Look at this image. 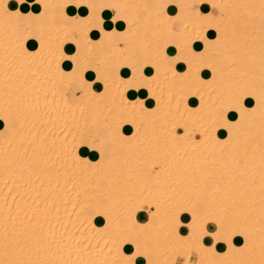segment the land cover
I'll return each instance as SVG.
<instances>
[{
    "label": "bare ground",
    "instance_id": "6f19581e",
    "mask_svg": "<svg viewBox=\"0 0 264 264\" xmlns=\"http://www.w3.org/2000/svg\"><path fill=\"white\" fill-rule=\"evenodd\" d=\"M10 1L0 0V264H176L179 251L181 264H264V0H36L27 11ZM102 9L116 27L104 28ZM232 111V127H219Z\"/></svg>",
    "mask_w": 264,
    "mask_h": 264
},
{
    "label": "crops",
    "instance_id": "0c3cea01",
    "mask_svg": "<svg viewBox=\"0 0 264 264\" xmlns=\"http://www.w3.org/2000/svg\"><path fill=\"white\" fill-rule=\"evenodd\" d=\"M105 2H110L111 3V1L112 0H104ZM15 3V4H14ZM13 4V5H12ZM154 6H153V5ZM152 7H154L155 9H157V10H159V11H163L165 8H164V6L162 5V4H158V3H153L152 2ZM10 6L12 7V8H14V7H16V2L15 1H13V0H11L10 1ZM191 6H192V9H199V8H201V9H206V7L203 5H201L198 1L195 3V4H191ZM21 8L24 10V11H27V10H30V9H34V10H40V6H39V4L36 2V0H26L22 5H21ZM120 8V7H119ZM67 12L69 13L68 15H70V16H72V17H74L75 19H78V18H80L81 17V13H80V7H78V6H76V5H70L69 7H67ZM114 12V13H113ZM118 13V15H120L121 14V12H117ZM76 14V15H75ZM179 14L180 15H183L184 13H183V11L181 10V9H179ZM115 15V11H113V10H109V9H102V16H103V18H104V21H103V23H104V28L105 29H112V28H114V27H116L115 26V23H113V22H111L110 20H111V16H114ZM262 22V24L264 25V20H262L261 21ZM117 27L119 28V29H121V28H125L126 27V21H123L122 20V22H120L118 25H117ZM178 27H179V25H178ZM139 30H140V32H144V28H142V26H140L139 27ZM163 34H164V37H167L168 35L166 34V32H163ZM96 37H100V35H96ZM119 39V38H118ZM184 40L185 41H189L190 39H188V38H184ZM28 44H29V46L30 47H34V43H33V41H29L28 42ZM65 46H64V49H65V51L67 52V53H72L73 51H74V45H73V43L71 44L70 42H66L65 44H64ZM84 45H86V44H84ZM192 48L194 49V50H201L202 48H203V43H202V41L201 40H196V39H194V41H192ZM121 47L123 48V50L125 49V51H127V52H131L132 53V51L134 50V48L130 45V44H122L121 45ZM232 47L234 48V49H238V47H239V44H237L236 43V41H234L233 43H232ZM85 48H86V46H85ZM84 48V50H83V52H82V55H86L87 53H88V50L87 49H85ZM102 50L103 51H110V50H112V46L110 45V44H108V43H103L102 44ZM98 57H101V55H100V53H98L97 54V58ZM137 58V62L138 63H140L141 61H142V58L141 57H136ZM150 60V62L152 61V59H149ZM140 61V62H139ZM218 66L219 67H221L222 69L223 68H226V66L228 65V61H226L225 59H218ZM115 64L116 65H114L116 68L117 67H119L118 66V64H117V62H115ZM66 67H69V66H66ZM202 72L207 76V75H209V73H208V71L206 70V69H203L202 70ZM119 73L121 74V75H123L124 77H129V75L131 74V69L129 68V67H121L120 69H119ZM146 73H148V74H150V73H154V75L155 76H158V77H161L162 76V71H159V70H155V71H152L151 69H149V68H147L146 69ZM85 77L87 78V79H92L93 77H94V74L92 73V70L91 69H87V71L85 72ZM176 79V78H175ZM176 81V83H175V85H180V81L178 80H174V82ZM130 85H133V86H131V87H133V88H137V87H139L140 86V81H137V80H132V82H130ZM230 86L234 89V83H232V84H230ZM201 87L203 88V89H207L208 87H209V85H208V83L207 82H204V83H202V85H201ZM248 102H251L250 101V99H248ZM250 104V106H253L254 105V102H251V103H249ZM256 109L257 110H259L260 109V107H259V105L258 106H255L254 107V111H251V110H249V111H247V112H244V115H249V116H253L257 111H256ZM229 119H231V120H234V119H236L237 118V116L236 115H234V113H230L229 114ZM240 125H241V127H242V129L243 130H245L248 126H249V124L247 123V121L245 120V119H243V120H241V122H240ZM144 168V171L145 172H149L150 170H149V167H143ZM236 243H239V240L238 239H236ZM149 247L151 248V249H154L155 248V246L153 245V244H149ZM195 253H193V254H191L190 255V260L191 261H193V262H196L197 261V255L195 254ZM194 259V260H193ZM181 261V262H180ZM182 263V258L180 257V258H177L176 259V264H181Z\"/></svg>",
    "mask_w": 264,
    "mask_h": 264
},
{
    "label": "rangeland",
    "instance_id": "374dc122",
    "mask_svg": "<svg viewBox=\"0 0 264 264\" xmlns=\"http://www.w3.org/2000/svg\"><path fill=\"white\" fill-rule=\"evenodd\" d=\"M192 1V3L193 4H195L196 2H197V0H191ZM176 1H173L172 3H175ZM59 6L60 5H56V7H54V8H57V9H59ZM245 27V26H244ZM245 29V28H244ZM246 29H248V30H251V28H249V25H246ZM192 36V34H190V37ZM193 37V36H192ZM172 38L175 40V38H176V36L175 35H173L172 36ZM244 42H246V43H248V45H250V47L254 44H251V43H249L248 41H244ZM244 45H245V43H244ZM247 45V44H246ZM244 46V49H245V47H247V46ZM255 45V44H254ZM243 47V46H242ZM250 47H248V48H246V49H249ZM174 49V48H173ZM172 50V49H171ZM173 52H174V56L175 55H177V54H179V55H177L176 56V58L178 59L179 57L180 58H183L182 57V54H181V52L180 53H176L178 50H172ZM245 51V50H244ZM259 51V50H258ZM258 51H256V50H254V51H252V53L253 52H255V54H250V53H247L246 51L244 52V53H242V56L243 57H246L247 58V60L248 61H251V60H254V59H258V60H260V59H262L263 57H261L260 55H259V53H258ZM261 51V50H260ZM183 52H185V50H183ZM248 52H251V51H248ZM228 54V55H227ZM232 55V52L230 51V48H228L227 47V49H226V58H229L230 56ZM249 55V56H248ZM260 63V62H259ZM261 65H263V67H264V60L262 59V61H261V64H259L258 66L259 67H261ZM228 66V65H227ZM227 66H226V68H227ZM191 67V66H190ZM229 67V66H228ZM230 68H232L231 70L232 71H234L233 69H234V66H232V65H230ZM227 69H229V68H227ZM112 74L113 75H117L118 74V71H116V69H112ZM115 73V74H114ZM259 96H260V99L263 97V94H259ZM249 99V98H248ZM251 99V98H250ZM254 105H255V101H254ZM253 105V106H254ZM263 108V107H262ZM231 113H234V115H236L237 116V114H235V111H232ZM196 136H198L199 137V135L198 134H196ZM252 137V138H251ZM250 139L252 140V141H254V142H259L260 141V134H258V133H252L251 135H250ZM158 167H154V169L153 170H155V169H157ZM231 172V174L233 175L234 174V170L233 171H230ZM237 172H235V174H236ZM216 185V184H215ZM251 187H248V192L249 191H251V189H250ZM263 191H264V189H263ZM251 193H253V191L251 192ZM251 193L249 194V195H251ZM259 194L260 195H264V192H260L259 191ZM262 200V199H261ZM261 200L259 199V197L257 196L255 199H253V206H254V209H253V214L254 215H256V214H258V208H259V206L258 205H261ZM146 206H144V208H145ZM145 209H147V208H145ZM182 245V244H181ZM179 253V254H178ZM173 252L172 253V255H173V257L177 254V256H176V259L179 257L180 258V256H181V253H180V251L179 252ZM193 253V252H192ZM255 255L256 254H258L257 256L259 257V255H262V253L260 252V250H256V251H254L253 252ZM261 253V254H260ZM178 255H180V256H178ZM258 257L256 258V259H258ZM253 258H251V260H252Z\"/></svg>",
    "mask_w": 264,
    "mask_h": 264
},
{
    "label": "snow or ice",
    "instance_id": "6c2138e0",
    "mask_svg": "<svg viewBox=\"0 0 264 264\" xmlns=\"http://www.w3.org/2000/svg\"><path fill=\"white\" fill-rule=\"evenodd\" d=\"M21 3H23V2H21ZM69 67L72 68V65L69 66ZM151 69H152V68H151ZM130 86H133V85H130ZM238 102H239V101H238ZM243 103H245V101H243ZM222 119H223V117H222ZM230 121H231V120H230L229 117L227 116L225 122H224L223 124L219 125V127H222V128H231L232 125L229 123ZM179 211H187V209L181 208V209L178 210V212H179ZM122 242H123V241H122ZM128 264H132L131 259H129Z\"/></svg>",
    "mask_w": 264,
    "mask_h": 264
},
{
    "label": "clouds",
    "instance_id": "9594fccd",
    "mask_svg": "<svg viewBox=\"0 0 264 264\" xmlns=\"http://www.w3.org/2000/svg\"><path fill=\"white\" fill-rule=\"evenodd\" d=\"M20 2H23V0H20Z\"/></svg>",
    "mask_w": 264,
    "mask_h": 264
}]
</instances>
